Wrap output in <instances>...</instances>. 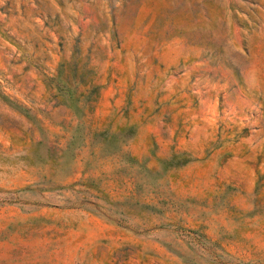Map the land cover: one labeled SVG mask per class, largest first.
Here are the masks:
<instances>
[{"label": "rangeland", "instance_id": "rangeland-1", "mask_svg": "<svg viewBox=\"0 0 264 264\" xmlns=\"http://www.w3.org/2000/svg\"><path fill=\"white\" fill-rule=\"evenodd\" d=\"M0 264H264V0H0Z\"/></svg>", "mask_w": 264, "mask_h": 264}, {"label": "trees", "instance_id": "trees-1", "mask_svg": "<svg viewBox=\"0 0 264 264\" xmlns=\"http://www.w3.org/2000/svg\"><path fill=\"white\" fill-rule=\"evenodd\" d=\"M184 160L183 161H187L188 159L187 158H183Z\"/></svg>", "mask_w": 264, "mask_h": 264}]
</instances>
